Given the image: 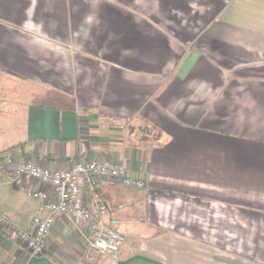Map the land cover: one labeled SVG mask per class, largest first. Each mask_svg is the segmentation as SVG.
<instances>
[{"label": "crops", "instance_id": "crops-1", "mask_svg": "<svg viewBox=\"0 0 264 264\" xmlns=\"http://www.w3.org/2000/svg\"><path fill=\"white\" fill-rule=\"evenodd\" d=\"M94 158L145 183L81 188L118 257L60 217L37 256L0 229V264H264V0H0V211L30 227L17 162Z\"/></svg>", "mask_w": 264, "mask_h": 264}, {"label": "built area", "instance_id": "built-area-1", "mask_svg": "<svg viewBox=\"0 0 264 264\" xmlns=\"http://www.w3.org/2000/svg\"><path fill=\"white\" fill-rule=\"evenodd\" d=\"M5 164L0 160V170L5 171ZM102 178L128 187L145 186L138 174L111 158L77 160L67 169H49L31 160L17 162L11 171V179L36 200L35 213L30 227L22 230L0 211V229L11 231L24 244L30 256H37L44 252L46 238L60 217H66L72 225H75V218L82 217L88 222L91 231L86 239V259H92L93 253L117 258L124 237L100 218L92 216L81 198V188L85 186L95 207L103 211L105 204L99 193V179ZM23 179L34 181L38 187L32 189L22 184Z\"/></svg>", "mask_w": 264, "mask_h": 264}, {"label": "rangeland", "instance_id": "rangeland-1", "mask_svg": "<svg viewBox=\"0 0 264 264\" xmlns=\"http://www.w3.org/2000/svg\"><path fill=\"white\" fill-rule=\"evenodd\" d=\"M84 126L86 127V129H85V127H84V129H82V131H83L82 132V138H83V142L85 144H87L91 139V133L94 132V128L90 127V125H87V124ZM124 127H125L126 135H128V137L131 136V135H129L130 134L129 132L127 133L128 126L125 125ZM144 132H145V130L138 131L136 135L132 136L135 143L140 144V145L143 143L142 141L144 140ZM151 137H152V135H151Z\"/></svg>", "mask_w": 264, "mask_h": 264}]
</instances>
